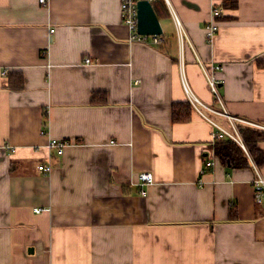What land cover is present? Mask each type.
<instances>
[{
  "label": "crops",
  "instance_id": "1",
  "mask_svg": "<svg viewBox=\"0 0 264 264\" xmlns=\"http://www.w3.org/2000/svg\"><path fill=\"white\" fill-rule=\"evenodd\" d=\"M169 1L154 45L131 40L122 0H0V264H264V161L224 165L185 90L264 125V0Z\"/></svg>",
  "mask_w": 264,
  "mask_h": 264
},
{
  "label": "built area",
  "instance_id": "2",
  "mask_svg": "<svg viewBox=\"0 0 264 264\" xmlns=\"http://www.w3.org/2000/svg\"><path fill=\"white\" fill-rule=\"evenodd\" d=\"M138 1L139 0H122L121 9H122V20L124 24L129 28L131 32V40L143 42V43H152L154 45H159L162 43V40L160 39V36H146L141 35L138 32ZM167 5L170 6V1L165 0ZM47 0H40V3L45 4ZM213 14L215 17H219L221 15V11L218 9H215L213 11ZM172 17L175 21L177 30H178V36L180 40V44L184 45L185 41L188 40L187 34L185 31V28L183 27V24L179 18V16L176 14L175 11L172 10ZM53 32V31H52ZM207 38L209 41H213L216 33L218 32V26L216 24H213L207 28ZM189 41V40H188ZM85 62L87 64H90L92 62L91 58H86ZM6 74V73H5ZM209 85L211 88V91L213 93V96L215 97L216 101L223 106V98L219 91V81L215 77V75L212 73L208 76ZM185 90L189 96V99L194 107V109L206 120H208L214 128L213 132V139L214 141L222 140V139H230L234 141L236 144L241 146V148L244 151H247V146L243 137V133L241 131V127H253L256 129L264 130V125L252 122L249 120L241 119L238 117H234L230 114H228L225 110H217L216 108L209 106L207 104H204L202 101H200L197 97L194 96V94L191 93L190 88L185 82ZM208 113L217 114L220 116L225 117L229 125H223L216 121H214ZM69 144L68 141H63L59 139H52L50 141V148L56 149V151L59 154H62L65 147ZM38 170L42 172L44 175H49L52 170L53 166L51 163L47 164H40L38 166ZM139 179L141 180L142 186H150L153 183V174L149 172H144L139 175ZM253 186L255 188V198L258 203H261L264 205V177L257 176L256 179L253 182ZM142 194H146V191H143ZM37 212H41L42 209L38 208L36 209ZM35 249L38 252H42L46 249L45 244L43 243H37L35 245Z\"/></svg>",
  "mask_w": 264,
  "mask_h": 264
},
{
  "label": "trees",
  "instance_id": "3",
  "mask_svg": "<svg viewBox=\"0 0 264 264\" xmlns=\"http://www.w3.org/2000/svg\"><path fill=\"white\" fill-rule=\"evenodd\" d=\"M150 1L159 20H161L163 17L171 16L165 0ZM233 6H236V3H233ZM14 81L18 84L14 88L22 87L23 80L21 77H16ZM187 105L188 106H186V109L189 110L190 105ZM173 115L175 120H184L188 118L187 115H184V113L180 109L177 110L176 107L174 108ZM241 131L243 133L249 153L259 163H262L264 161V154L259 149L258 145L261 141H264V131L258 129H250L249 127L243 126L241 127ZM215 155L227 167H244L247 163V156L245 155V151L241 148V146L230 139L217 140V142L215 143Z\"/></svg>",
  "mask_w": 264,
  "mask_h": 264
},
{
  "label": "water",
  "instance_id": "4",
  "mask_svg": "<svg viewBox=\"0 0 264 264\" xmlns=\"http://www.w3.org/2000/svg\"><path fill=\"white\" fill-rule=\"evenodd\" d=\"M138 32L146 36L163 35V27L150 0L138 1Z\"/></svg>",
  "mask_w": 264,
  "mask_h": 264
},
{
  "label": "rangeland",
  "instance_id": "5",
  "mask_svg": "<svg viewBox=\"0 0 264 264\" xmlns=\"http://www.w3.org/2000/svg\"><path fill=\"white\" fill-rule=\"evenodd\" d=\"M171 22H172V21H171ZM171 22H170V21H166V20L163 22L162 25H163V28H164V30H165L166 32H167L168 29H170V30H175L174 27H173V24H172ZM168 32H170V31H168Z\"/></svg>",
  "mask_w": 264,
  "mask_h": 264
}]
</instances>
